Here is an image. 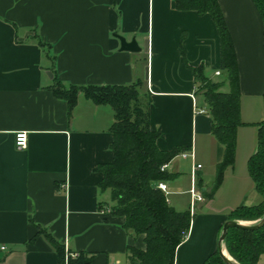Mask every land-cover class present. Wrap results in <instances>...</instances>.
I'll return each instance as SVG.
<instances>
[{
    "label": "crops",
    "instance_id": "1",
    "mask_svg": "<svg viewBox=\"0 0 264 264\" xmlns=\"http://www.w3.org/2000/svg\"><path fill=\"white\" fill-rule=\"evenodd\" d=\"M217 1L236 53L243 125L235 164L208 199L224 147L211 133L212 119L185 60L230 90L209 15L177 11L174 0H0V244L7 248L0 264H59L48 236L67 253L92 257L90 264H128L127 247L136 245L124 219L106 211L109 190L99 188V166L113 161V108L83 94L69 108L50 90L54 73L67 87L142 79L158 148L194 152L203 200L193 212L192 159L174 158L167 171L175 177L164 182L170 206L192 215L175 264H203L217 249L229 213L261 202L247 163L256 150L255 125L264 118V23L253 0ZM114 33L135 38L141 50L120 51ZM19 131L28 133L25 149L15 144Z\"/></svg>",
    "mask_w": 264,
    "mask_h": 264
},
{
    "label": "trees",
    "instance_id": "2",
    "mask_svg": "<svg viewBox=\"0 0 264 264\" xmlns=\"http://www.w3.org/2000/svg\"><path fill=\"white\" fill-rule=\"evenodd\" d=\"M264 23V0H253ZM177 11H195L198 15H209L214 22L221 46V70L230 90H221L222 82H213L204 74L203 66L192 67L197 93L205 102L212 119L211 133L224 147L222 161L216 166L211 187L205 192L212 199L224 181L225 172L235 164L237 129L242 126L239 72L233 41L225 17L217 0H174ZM38 45L47 44L38 40ZM183 56L184 52H183ZM50 90L55 97L67 101L73 108L79 94L97 105H110L114 121L109 131L113 135L110 145L113 161L100 165L103 174L99 184L101 192H111L110 214L123 218V230L130 235H144V249L127 247L130 264H175L178 246L186 238L192 215L189 211H177L168 203L165 194L157 188L158 182L175 177L161 166L188 150L175 147L162 151L157 146L159 133L150 128V106L152 103L145 83L137 79L128 85L107 86H65L56 76ZM264 100V94H263ZM256 150L247 163L255 191L262 200L257 205L241 204L228 215V220L254 222L264 215V118L256 125ZM103 208V205H100ZM59 264H65L66 250L62 243L48 236ZM225 247L238 264H259L264 254V227L256 231L230 228ZM68 253L67 264H90L92 257ZM203 264H227L219 249L207 257Z\"/></svg>",
    "mask_w": 264,
    "mask_h": 264
},
{
    "label": "built area",
    "instance_id": "3",
    "mask_svg": "<svg viewBox=\"0 0 264 264\" xmlns=\"http://www.w3.org/2000/svg\"><path fill=\"white\" fill-rule=\"evenodd\" d=\"M219 74V73H217ZM15 144L17 146V148L19 149H25L27 148V145H28V133L25 132V131H19L16 133L15 135ZM183 158H186V157H190L193 161L192 163V186H191V189L189 191V194H190V210L191 212L194 211V208H195V204L197 201H202L203 198H202V195L198 192L197 190V187H196V182H195V179H196V175H197V171L200 170L202 168V165L200 164H197L195 162V154L193 151H191L190 153H181L180 154ZM169 166V163H166L164 165L161 166V171H165L167 170ZM157 188L160 189L166 196V199H167V195H168V192H167V186L164 182H158L156 184ZM107 212H110V208L106 209ZM6 246L5 245H2L0 244V251H6ZM70 255H72L73 257H75L77 254L75 253H71ZM67 258H68V253L66 254V263L67 264ZM130 264V263H128Z\"/></svg>",
    "mask_w": 264,
    "mask_h": 264
},
{
    "label": "water",
    "instance_id": "4",
    "mask_svg": "<svg viewBox=\"0 0 264 264\" xmlns=\"http://www.w3.org/2000/svg\"><path fill=\"white\" fill-rule=\"evenodd\" d=\"M114 36L119 39L120 41V51H125V52H139L141 49L136 41L135 38H132L130 41L119 35L118 33H114ZM239 228L243 230H248V231H256L259 230L260 228L264 227V215L262 218H260L257 221L251 222L250 224H247L242 221H234V220H228L227 222L224 223L221 231V235L219 238L218 242V249L219 253L222 257V259L225 261L227 264H238L233 258V261L231 259H228L223 252V243L225 241L227 232L230 228Z\"/></svg>",
    "mask_w": 264,
    "mask_h": 264
},
{
    "label": "rangeland",
    "instance_id": "5",
    "mask_svg": "<svg viewBox=\"0 0 264 264\" xmlns=\"http://www.w3.org/2000/svg\"><path fill=\"white\" fill-rule=\"evenodd\" d=\"M106 196V199L111 202V192L108 191L107 194L105 195ZM133 237L135 238L136 242H135V248H138V249H144L145 248V245H144V235H140V236H136V235H133ZM67 254V252H66ZM263 258L262 260H260V264H264V255H262ZM65 263H66V255H65Z\"/></svg>",
    "mask_w": 264,
    "mask_h": 264
},
{
    "label": "bare ground",
    "instance_id": "6",
    "mask_svg": "<svg viewBox=\"0 0 264 264\" xmlns=\"http://www.w3.org/2000/svg\"><path fill=\"white\" fill-rule=\"evenodd\" d=\"M247 224H250V223H247ZM223 252H224V255H225L228 259H231V260L233 261L232 257L229 255V253L227 252V250H226L225 248H223Z\"/></svg>",
    "mask_w": 264,
    "mask_h": 264
}]
</instances>
